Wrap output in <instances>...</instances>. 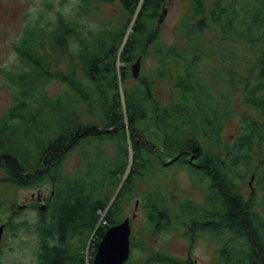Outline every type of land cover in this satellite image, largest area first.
I'll use <instances>...</instances> for the list:
<instances>
[{"label": "trees", "instance_id": "obj_1", "mask_svg": "<svg viewBox=\"0 0 264 264\" xmlns=\"http://www.w3.org/2000/svg\"><path fill=\"white\" fill-rule=\"evenodd\" d=\"M139 1L119 0L125 21L97 34L76 36L77 26L57 14L53 32L35 24L13 45L28 69L5 75V81L16 87L0 118V186L50 185L47 213L39 217L36 230V263L83 264L67 246L80 235L92 234L95 241L87 262L91 264L103 233L121 223L115 220L119 199L130 194L135 180L148 168L179 162L205 178L204 204L199 209L181 202L175 212L168 199L150 192L142 204L146 223L164 232L181 224L184 216L198 234L208 233L219 243L214 264H264V4L242 0L250 3L239 9L234 0H189L190 12L180 23L186 37L214 31L217 43L229 54L242 45L251 55L242 65L244 74L217 60L210 79L222 81L218 86L223 88L214 89L217 85L203 79L198 69L202 58H209L208 43L182 50L161 46L155 22L166 0ZM72 37L78 50L70 58L78 65L70 69L67 61L66 74L49 73L34 52L47 47L58 51ZM148 51L156 61L153 77L139 76L130 89L120 92L117 81L128 77L125 65L140 62ZM117 63L124 67L117 68ZM49 80L66 85L67 93L50 100L44 94ZM162 81L171 87L169 106L154 95ZM236 94L257 117L236 113L232 104ZM80 104L87 121H80L76 112L75 105ZM237 115L241 129L224 146L222 127ZM103 142L113 150L110 158L102 155ZM79 146L90 152L81 154L80 169L66 177L61 164ZM233 176L238 182L252 179L246 198L236 191Z\"/></svg>", "mask_w": 264, "mask_h": 264}, {"label": "rangeland", "instance_id": "obj_2", "mask_svg": "<svg viewBox=\"0 0 264 264\" xmlns=\"http://www.w3.org/2000/svg\"><path fill=\"white\" fill-rule=\"evenodd\" d=\"M118 1L109 0V2L101 4L96 0H0V118L8 108L7 106L11 105V89L16 87L15 85L11 87L5 81V75L14 74L18 71L24 72L28 69L13 50V45L18 43L25 29L36 24L45 29L46 32L48 31L47 33H51L57 25V14H60L65 21H71L74 26H77L76 36L84 37L90 33L97 34L103 29L114 28L125 21ZM223 1L228 3L226 0ZM256 1L258 5L260 2V4H264V0ZM139 2L141 3V0ZM249 3L234 0V6L239 9H244ZM162 8L166 9L165 14L160 22L158 19L155 22L157 41L161 46L165 48L176 47L182 50L195 43H208L206 48H209V58H202L198 65L203 79H210V68H218L217 60L219 59L230 63L240 74H244L242 65L251 59V55L249 51L243 50L242 45L236 47L231 55L224 50V44L217 43V33L214 31L211 33L209 31L202 32L199 37L195 38L186 37V34L181 32V17L189 14L191 9L189 0H166ZM82 9H84V13H82ZM237 19L241 20L239 15H237ZM131 22L132 19L129 20V25ZM127 32L129 33V29ZM75 39L69 38L65 42V47L58 51L47 47L46 50H36L34 54L40 55L38 58L41 59V63L47 65L49 73L57 71L66 74L69 70L67 61L71 63L70 69L72 66L78 65L77 60L73 57L70 58L71 53L76 54L78 50L74 43ZM116 65L117 68L124 67L121 63ZM132 66H134L133 63L128 66L125 65L124 73L128 77L122 83L120 80L117 81L120 92L130 89L135 84V78L139 76L141 78L153 77L156 61L148 51V54L138 63L136 73H133ZM132 74L135 76H131ZM76 76H79L78 72H76ZM49 81L45 85L44 94L50 100L57 94L67 93L66 85H62L57 80ZM210 83L217 85L212 86L216 89L222 81L210 79ZM170 88L166 81L160 82L155 88L154 95L160 104L169 106L172 100ZM219 88L222 89L223 87ZM240 98L239 94H236L232 99L236 113L245 112L248 116L252 114L257 117V114L242 106ZM75 108L80 121L86 119L84 117L85 106L80 104L75 105ZM224 124L221 132V143L225 146L230 145L237 138L241 129L239 115L231 116ZM201 145L208 149L204 143ZM100 148H102L104 159L113 155V150L109 144L103 142ZM89 150L90 148L86 150L85 147L79 146L71 151L61 164L62 173L66 177L73 175L81 167V154L89 153ZM168 161L163 160L164 163ZM187 167V165L177 162L161 169L160 167L157 169V166L155 169L148 168V171L146 170L144 173L145 176L135 180L130 194L119 199V208L115 213L116 223L122 222L125 218L131 219L129 220L131 241L129 242V255L125 264H161L159 260H166L163 264H172L170 261L175 264H214L219 243L215 242L208 233L198 234L192 229L189 219L181 216L182 218L179 219L181 224L176 227H169L164 232L154 231L145 220L142 204L150 192H157L168 199L169 207L175 212L176 206L181 202L191 203L192 206H197L199 209L202 207L208 191L207 182L204 177H201V174L194 173L195 171ZM1 172L0 177L3 174ZM240 180L242 181L238 182L236 176L231 179L235 189H237L236 191L246 198L253 186L252 179L249 180L246 177ZM35 194H39L40 198H48V194L51 196L50 185L44 182V184L34 188L0 186V226L2 225L3 228L0 236V264H37L39 241L36 230L39 224V212L45 211L47 213V210L43 206H41L43 207L42 210L39 206V212L35 208H29L31 195L34 197ZM256 210L260 211L261 209L256 208ZM45 212L42 213L44 216ZM94 241L92 234L80 235L72 240L67 248L72 256L74 254L75 258L81 256L83 264H87L88 259L92 257ZM79 243H83L82 247Z\"/></svg>", "mask_w": 264, "mask_h": 264}, {"label": "water", "instance_id": "obj_3", "mask_svg": "<svg viewBox=\"0 0 264 264\" xmlns=\"http://www.w3.org/2000/svg\"><path fill=\"white\" fill-rule=\"evenodd\" d=\"M165 14V9L161 11L158 22L161 21ZM137 59L132 66L133 73H136L138 68ZM131 76H135L132 74ZM38 195V194H37ZM43 207L40 209L42 210ZM3 228L0 226V236ZM129 220L124 219L120 224L111 226L105 231L99 240L96 247L95 254L92 258L91 264H125L129 255ZM254 249L255 246L252 243ZM256 251V249H255Z\"/></svg>", "mask_w": 264, "mask_h": 264}, {"label": "flooded vegetation", "instance_id": "obj_4", "mask_svg": "<svg viewBox=\"0 0 264 264\" xmlns=\"http://www.w3.org/2000/svg\"><path fill=\"white\" fill-rule=\"evenodd\" d=\"M164 9V8H163ZM166 10V9H165ZM49 196H50V194H49ZM49 196H47L48 198H49ZM48 198H40L39 197V194L37 195V194H35L34 195V197H33V195H31V204H30V206H29V208L30 209H34L35 208V210H37L38 211V208H39V206L41 207V206H43V207H45V209H47V203H48ZM34 199V200H33ZM41 211V210H40ZM39 212V211H38ZM45 211H43V212H39V216H42L43 214L42 213H44Z\"/></svg>", "mask_w": 264, "mask_h": 264}]
</instances>
